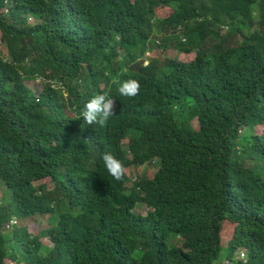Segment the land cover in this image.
I'll return each instance as SVG.
<instances>
[{
	"label": "trees",
	"instance_id": "obj_1",
	"mask_svg": "<svg viewBox=\"0 0 264 264\" xmlns=\"http://www.w3.org/2000/svg\"><path fill=\"white\" fill-rule=\"evenodd\" d=\"M0 43V264H264V0H0ZM105 152L155 171L116 181Z\"/></svg>",
	"mask_w": 264,
	"mask_h": 264
},
{
	"label": "clouds",
	"instance_id": "obj_2",
	"mask_svg": "<svg viewBox=\"0 0 264 264\" xmlns=\"http://www.w3.org/2000/svg\"><path fill=\"white\" fill-rule=\"evenodd\" d=\"M152 52L146 53L147 59L154 58L149 56ZM147 59H144L143 57L139 60V62H143V66L141 67H145L149 64V60ZM139 89L140 81L135 76H127L123 79L117 80L110 90L109 97L105 94H97L92 96L83 105L81 117L83 118L84 123L86 125L99 124L100 126H104L116 113L117 104L124 98L138 95ZM102 160L107 172L113 177V179L121 181L125 178V167L123 163L111 152H105L102 155Z\"/></svg>",
	"mask_w": 264,
	"mask_h": 264
},
{
	"label": "rangeland",
	"instance_id": "obj_3",
	"mask_svg": "<svg viewBox=\"0 0 264 264\" xmlns=\"http://www.w3.org/2000/svg\"><path fill=\"white\" fill-rule=\"evenodd\" d=\"M169 13V10H167L166 8H158L156 10V18L161 19L165 16H167ZM0 52L1 54L5 55L6 54V50L4 48V46L0 43ZM150 57H155L157 56L158 59H162L164 57H168V58H178V60L182 61V62H190L194 59V54H184V53H177L174 50H169V51H154L151 54H149ZM40 82L39 81H27L26 85L31 88L32 90H40ZM193 126L195 129H197V122L196 120L193 121ZM256 131H261V128H257ZM126 174L130 175L131 178L134 179V176L132 174H136L138 176L145 174L147 177H151L152 174L155 171V168L153 166H149L148 164L144 165L142 168H139L137 170H133L132 168L129 169H125ZM40 182L44 183L48 188H51V183L49 181L48 178L41 180ZM0 197H1V193H0ZM2 201V198H0V202ZM134 211L136 213H139L141 215H145L147 212V207L145 205H138L135 207ZM16 223V226L21 227V226H25L28 231L31 234H36L38 232V229L41 228H45V227H49L51 226L55 221H56V216L52 215L50 217H46V218H42L38 221H36V217L34 218V220H14ZM40 223V226H38V224ZM232 231H233V226L229 225L227 223L224 224L223 230L221 232V239L223 241L229 240L231 238L232 235ZM42 243L45 244H49L50 242L46 239L43 238ZM243 258V257H241ZM15 264V263H13Z\"/></svg>",
	"mask_w": 264,
	"mask_h": 264
},
{
	"label": "built area",
	"instance_id": "obj_4",
	"mask_svg": "<svg viewBox=\"0 0 264 264\" xmlns=\"http://www.w3.org/2000/svg\"><path fill=\"white\" fill-rule=\"evenodd\" d=\"M241 256L243 257V254Z\"/></svg>",
	"mask_w": 264,
	"mask_h": 264
}]
</instances>
